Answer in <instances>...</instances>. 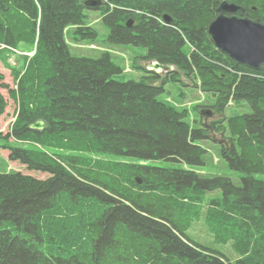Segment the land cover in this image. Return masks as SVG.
Instances as JSON below:
<instances>
[{"label":"trees","instance_id":"obj_1","mask_svg":"<svg viewBox=\"0 0 264 264\" xmlns=\"http://www.w3.org/2000/svg\"><path fill=\"white\" fill-rule=\"evenodd\" d=\"M85 1L0 0V53L33 52L13 76L18 110L0 139L15 142L4 146L11 162L48 175L0 173V264H264V73L211 44L208 26L223 0H102L96 11L109 43L141 46L142 60L175 67L159 75L138 66L145 75L125 82L113 79L122 69L109 53H70L67 35L97 37ZM226 1L264 21V0ZM179 74L216 97L205 106L221 115L211 128L158 99ZM229 103L249 112L226 117ZM6 106L0 90V118ZM37 121L45 127L31 129ZM209 129L227 134L221 157L240 185L194 169L204 164L198 141ZM26 141L52 153L17 144ZM214 191L221 195L208 198ZM200 219L215 242L231 243L235 260L188 237Z\"/></svg>","mask_w":264,"mask_h":264},{"label":"rangeland","instance_id":"obj_2","mask_svg":"<svg viewBox=\"0 0 264 264\" xmlns=\"http://www.w3.org/2000/svg\"><path fill=\"white\" fill-rule=\"evenodd\" d=\"M85 14L87 16V21L90 26L97 32V37L94 40H84L76 41L71 39L70 34L66 37V42L69 46L70 53L76 57H88L92 59L99 58L103 53H109L112 61L122 69V73L115 75L114 80L125 82L128 80L139 81L145 74L138 68V66H143L144 61L141 59L145 55L146 50L141 46H134L131 44H111L107 41V36L109 34L108 27H106L101 21V15L96 10H86ZM73 28H68V33L72 32ZM33 52H23L18 50H12L10 52L0 53V75L3 76V80H0L1 83L7 85V89H2L1 93L7 101V106L5 112L0 118V134L3 136L7 131L10 130L12 123L15 121V115L18 110L17 102L9 97V90L15 89V83L13 76L17 70H19V65L21 63V57L27 56L30 57ZM18 68V69H17ZM14 72V73H13ZM181 81H171L168 80L164 85V92H162L158 99L160 101L170 102L178 108H185L189 112L188 120L191 122L195 119H198L200 111L208 110L210 111V116L205 118L201 116L202 123L207 125L209 128L210 124L217 122L221 115L216 113L213 108L205 107L206 105L214 106L216 103V97L212 93L203 92L199 87L191 85L190 81L188 84L181 77V74L178 75ZM197 107V111H194V107ZM249 112V108L245 104H233L229 103L228 107L225 109L224 114L226 117L232 115H240ZM196 121V120H195ZM206 139L198 141V144L202 146L206 153L204 155L203 161L204 164L200 167H195L194 169L200 172L201 174L207 176L219 175L223 177L230 178L234 184L240 185L241 174L231 170L226 162L221 157V145L224 146L225 140L223 136L227 135L226 133L218 129H209ZM15 144L12 140H3L0 139V173L4 174L9 171H22L24 174L32 175L39 179H45L48 177L47 174L38 173L34 171H28L25 167L21 166L18 163L11 162L8 158L7 149L4 148L5 145ZM19 146L24 148H30L35 145L37 148H41L40 145L34 144L31 141H26L23 143H17ZM42 149V148H41ZM45 150L48 154L52 153L48 149ZM101 157L105 160L110 161H121L128 163H136L137 159L124 155H110L103 154ZM150 166L164 167L168 166L166 161H149ZM220 191L208 192L207 197L220 196ZM188 237L195 243L202 245L211 250L222 253L226 258L233 261L238 255L232 248L231 243L220 244L214 241L212 233L209 231L204 220L200 219L195 221L192 226L187 231Z\"/></svg>","mask_w":264,"mask_h":264},{"label":"water","instance_id":"obj_3","mask_svg":"<svg viewBox=\"0 0 264 264\" xmlns=\"http://www.w3.org/2000/svg\"><path fill=\"white\" fill-rule=\"evenodd\" d=\"M103 5L102 0H86L84 6L90 10H97ZM255 10V8H253ZM163 21L171 23V18L165 14ZM132 22H128L131 26ZM208 35L211 44L232 61L248 69L264 73V21L252 19L245 9L235 3L223 0L217 7V15L209 23ZM147 71L163 75L174 70L173 65H163L157 61L143 64ZM200 115L210 116V111L202 110ZM264 125V121H263ZM45 127L43 121L30 125L31 129L41 130ZM229 146L228 142H225ZM137 183H141L137 179Z\"/></svg>","mask_w":264,"mask_h":264},{"label":"bare ground","instance_id":"obj_4","mask_svg":"<svg viewBox=\"0 0 264 264\" xmlns=\"http://www.w3.org/2000/svg\"><path fill=\"white\" fill-rule=\"evenodd\" d=\"M217 15V14H216Z\"/></svg>","mask_w":264,"mask_h":264}]
</instances>
